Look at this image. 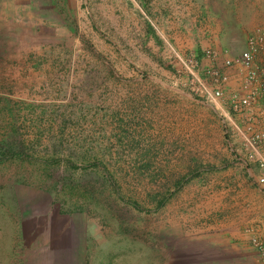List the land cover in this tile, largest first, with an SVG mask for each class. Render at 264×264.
<instances>
[{"label":"rangeland","instance_id":"374dc122","mask_svg":"<svg viewBox=\"0 0 264 264\" xmlns=\"http://www.w3.org/2000/svg\"><path fill=\"white\" fill-rule=\"evenodd\" d=\"M237 24L264 0H0V264H247L220 224L264 186L179 59Z\"/></svg>","mask_w":264,"mask_h":264},{"label":"built area","instance_id":"2783aa9c","mask_svg":"<svg viewBox=\"0 0 264 264\" xmlns=\"http://www.w3.org/2000/svg\"><path fill=\"white\" fill-rule=\"evenodd\" d=\"M205 55L214 58L216 53L207 50ZM179 59L187 71L189 92L214 104L222 117L225 134L238 138V160L246 170L256 171V183L263 187L264 30L248 35L240 52L223 58L220 64L208 66L202 73L197 61L180 56ZM233 79L238 84L230 89ZM250 243L259 261L264 263V237L251 235Z\"/></svg>","mask_w":264,"mask_h":264},{"label":"crops","instance_id":"0c3cea01","mask_svg":"<svg viewBox=\"0 0 264 264\" xmlns=\"http://www.w3.org/2000/svg\"><path fill=\"white\" fill-rule=\"evenodd\" d=\"M239 9L236 11L238 13ZM233 20V17L230 18ZM244 25H238L236 27H231L229 30H225V37L229 35H238L242 36L243 38L248 33H252L253 31H263V27H258L256 30L249 31L250 29H244ZM232 43V42H231ZM238 83L235 81L230 82V89L237 86ZM238 216L232 220H227L225 223L220 224V231H223L224 234L227 236L225 237L228 240L236 241V244L239 245V248L243 252V260L247 264H264L259 261L258 255L256 251L253 249L250 243V232H246L244 228L251 227L252 229L256 230L261 236L264 237V205L256 201L249 204L247 208L244 206H240V210H238ZM259 234V235H260Z\"/></svg>","mask_w":264,"mask_h":264},{"label":"trees","instance_id":"16d2710c","mask_svg":"<svg viewBox=\"0 0 264 264\" xmlns=\"http://www.w3.org/2000/svg\"><path fill=\"white\" fill-rule=\"evenodd\" d=\"M104 181H103V185L104 186H106L108 183H109V181H110V178H108V177H106V176H104Z\"/></svg>","mask_w":264,"mask_h":264}]
</instances>
